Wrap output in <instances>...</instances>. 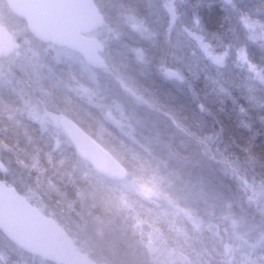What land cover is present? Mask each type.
Masks as SVG:
<instances>
[{
    "label": "trees",
    "instance_id": "obj_1",
    "mask_svg": "<svg viewBox=\"0 0 264 264\" xmlns=\"http://www.w3.org/2000/svg\"><path fill=\"white\" fill-rule=\"evenodd\" d=\"M115 1L117 11L123 12L125 7L138 12L141 8L149 10L145 0ZM185 2L186 13L184 11L183 15L191 25L188 22L172 25L163 13L154 15L153 19L158 20L156 25L147 24L150 29L155 28L152 30L155 47L146 53L149 68L130 69L133 84L143 89L144 108L148 109L145 110L147 113H140V119L149 123L147 130L142 131L143 135L134 126L128 127V119L116 109L119 106L116 97L112 99L102 81L90 75L93 70H89L79 56L64 49H59L64 53L59 60L53 58V53L49 54L52 66L45 68L38 78L52 102L47 106L48 111L76 122L128 171H137L140 184L156 176L172 199L173 207L162 205L157 211L152 207L147 211L136 195L125 198L119 189L121 183L101 178L77 158L59 128L56 133L51 126L45 128L29 117L19 94L20 88L12 86L11 80L0 81V149L32 173V179L37 183L32 182L30 187L37 188L45 197L49 210L44 214L62 227L63 219L70 218L68 215L76 220L87 210L95 217L94 229H97L99 216L105 217L120 208L125 215L120 221L121 245L138 241L145 253L137 256L144 264H228V253L224 250L228 246V237L223 230L215 229L216 225L223 227L218 218L216 222L208 220L206 210L197 208L199 202L187 203L182 197L184 192L178 189L180 183L158 159L171 149L170 152L176 154L177 151L176 156L185 160L184 152L171 141L175 132H181L206 145L204 159L207 163L227 164L239 184L243 170L245 181L252 187L255 185V190H263L264 102L259 101V95L246 90L243 77L231 64L226 63L224 68L213 65L204 55L203 48L187 33L189 29L197 33L214 55L232 56L247 41L238 0ZM20 23L24 25V22ZM25 35L32 37L27 30ZM65 54L71 55V59ZM83 67L87 68L86 72ZM175 68H179L186 78L179 86L164 81L166 70ZM120 85L126 87L124 82ZM147 103L153 107L148 108ZM149 130L154 132L153 141L144 140L149 137L150 134H146ZM160 136L164 137L162 146L159 145ZM245 164H252L256 170L258 181L254 184L247 178ZM1 179L9 185L7 180ZM47 185H53L56 191H49ZM247 187L246 193H250ZM15 188L23 194L19 187ZM261 198H264L263 194L258 199ZM175 213L178 215L176 220L173 218ZM157 214L162 218H155ZM137 217L143 222L136 226L134 220ZM126 234L133 235L128 242ZM74 247L78 249L79 246ZM88 254L98 264H105L93 250ZM10 259H6L7 264ZM105 261L108 263V258Z\"/></svg>",
    "mask_w": 264,
    "mask_h": 264
},
{
    "label": "rangeland",
    "instance_id": "obj_2",
    "mask_svg": "<svg viewBox=\"0 0 264 264\" xmlns=\"http://www.w3.org/2000/svg\"><path fill=\"white\" fill-rule=\"evenodd\" d=\"M96 1L105 17L104 23L93 35L101 47L102 64L89 73L102 81L112 99L116 97L119 105L116 109L128 119L130 124L128 127L134 126L133 128H137V131L143 135L142 131L147 130L149 123L140 119V113H147L145 110L148 111V109L144 108L143 89L133 84L134 79L130 77V69L137 66L140 69L149 68L150 60L146 53L153 51L155 47L153 40L155 34L152 32L155 28L150 29L147 24L156 25L158 20L153 19L154 15L163 13L166 21L172 25L185 22L191 25L189 19L183 15L186 0H145L148 1L147 9L149 10L141 8L139 12L128 7H125L123 12L117 11L115 0ZM237 3L240 5L238 9L242 10V16H244L240 21H242L247 41L240 45L232 56L214 55L209 52V48L204 45L203 39L197 33H193L190 29L187 33L190 39H194L203 48L204 55L213 65L224 68L226 63L231 64L233 69L243 77L241 79L244 85H242L246 90L259 95V101L264 102V0H238ZM235 8L237 9V6ZM25 31L26 26L13 17L5 1L0 0V37L11 53L5 56L0 50V81L11 80L12 86L16 89L20 88L19 94L25 102V111L29 117L45 128L51 126L58 133L60 117L48 111L47 106L52 102L38 78L45 68L52 66L51 59L48 58L49 54L53 53V58L59 60L64 53L57 48L43 46L32 37L27 38ZM65 57L71 59L72 56L65 54ZM52 68L55 70L54 67ZM86 69L83 67L85 72ZM163 76L164 81L172 85L179 86L186 81L179 68L167 69ZM121 82H124L126 87L120 85ZM147 107L153 106L147 103ZM143 116L145 115H141ZM153 133V130H149L146 134L150 135L148 138L144 137V140L153 141L155 136ZM159 139L161 141L159 145L162 146L164 137L160 136ZM171 141L184 152L185 160L177 157V151L176 156L175 152H170L171 149H168L159 155L158 161L160 165L172 172L176 182L180 183L178 189L184 192L182 197L187 203L199 202L197 208L206 210L208 220L216 222L215 219L218 218L219 224L221 223L223 227L218 228L216 225L215 229L223 230L224 235L228 237V246L224 248L228 253V264L233 262L264 264V198L258 199L261 194L264 195V182L261 184L263 190H255V185L252 187L245 181L241 167L243 179L240 178L239 184L238 178L227 164H209L205 161L207 154L205 144L201 145L181 132H175V135L171 136ZM201 141L204 143L203 140ZM0 161L5 167L0 178L7 180L10 186L19 187L22 195L45 215L44 211L48 210L45 197L38 192L37 188L30 187L32 182L37 183V180L32 179V173L24 164H18L16 158L14 160L1 149ZM245 167L247 178L254 184V181H258L256 170H253L252 164H245ZM32 170L34 169L31 168ZM129 173L130 179L119 186L125 198L128 195H136L141 200L142 208L147 211L151 207L157 211L162 205L168 207L173 204L167 191L157 182L156 176L153 175L140 184L138 172L130 170ZM248 185L250 187H247ZM246 187L250 193H246ZM47 189L51 192L56 191L53 185H47ZM121 201L123 203L120 198ZM175 214L173 218L176 220L178 215ZM106 215L97 218V229H94L96 219L90 211H83L76 220L68 215L71 219H63L66 225L63 227L68 232V238L64 242L69 246L77 244L86 254L93 250L101 263L144 264L137 256L139 253H145L138 241L132 244L126 243L128 246L121 245L123 236L120 234V221L125 218L121 209L117 208ZM159 217L162 218L157 214L155 218ZM141 222L143 221L138 217L134 220L136 226ZM225 232L228 233L225 234ZM127 236L126 242L133 237L126 234ZM121 247H124V250ZM251 255L255 257L250 258ZM7 258H11L9 264H48L25 255L0 236V262L5 261L2 264H7L6 261L9 262ZM106 258L108 263L105 261Z\"/></svg>",
    "mask_w": 264,
    "mask_h": 264
},
{
    "label": "water",
    "instance_id": "obj_3",
    "mask_svg": "<svg viewBox=\"0 0 264 264\" xmlns=\"http://www.w3.org/2000/svg\"><path fill=\"white\" fill-rule=\"evenodd\" d=\"M5 3L40 44L75 53L90 68L101 65V48L92 35L102 25L104 16L94 0H5ZM0 49L4 55H10L1 37ZM59 127L76 156L95 174L116 183L127 180L129 173L125 167L75 122L63 117ZM4 170L0 161V172ZM0 232L23 252L51 264H97L64 243L66 232L1 180Z\"/></svg>",
    "mask_w": 264,
    "mask_h": 264
},
{
    "label": "flooded vegetation",
    "instance_id": "obj_4",
    "mask_svg": "<svg viewBox=\"0 0 264 264\" xmlns=\"http://www.w3.org/2000/svg\"><path fill=\"white\" fill-rule=\"evenodd\" d=\"M67 238H68V236H67ZM67 238H66V239H67ZM66 239H65V240H66Z\"/></svg>",
    "mask_w": 264,
    "mask_h": 264
}]
</instances>
